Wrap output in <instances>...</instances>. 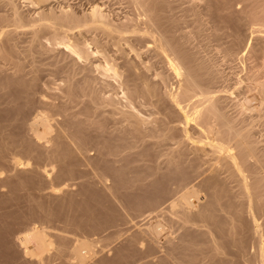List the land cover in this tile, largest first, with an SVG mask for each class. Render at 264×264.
Returning a JSON list of instances; mask_svg holds the SVG:
<instances>
[{"label":"bare ground","instance_id":"obj_1","mask_svg":"<svg viewBox=\"0 0 264 264\" xmlns=\"http://www.w3.org/2000/svg\"><path fill=\"white\" fill-rule=\"evenodd\" d=\"M128 1L132 11L124 21L108 19L97 3L90 6L89 19L135 52L152 44L168 71L161 72L160 84L174 85L161 99L143 72L134 73L136 63L125 62L133 71L129 80L105 55L94 69L82 68L79 62L94 51L80 31L69 33L87 21L68 12L70 6L56 13L45 5L49 0H29L39 11L0 0L10 9L0 20V218L6 216L0 221V264H264V220H259L264 167H257L264 162V146L251 135L252 122L264 109L229 116L213 98L214 69L192 52L198 26L184 31L181 25L183 14L195 8L177 17L170 1ZM23 53L47 55L65 67L27 69ZM80 72L82 80L75 79ZM111 80L121 96L107 90L114 88ZM146 96L157 98L152 106L164 99L171 109L162 115L156 104L151 110L160 116L144 115V106L142 112L137 106ZM81 99L93 114L68 111ZM108 120L114 123L110 129ZM163 142L176 146L161 164L151 146ZM188 153L194 162L210 160L207 175L196 183L201 172L183 161ZM231 180L238 192L229 195L225 209L222 198ZM242 233L252 238V249L237 241Z\"/></svg>","mask_w":264,"mask_h":264},{"label":"rangeland","instance_id":"obj_2","mask_svg":"<svg viewBox=\"0 0 264 264\" xmlns=\"http://www.w3.org/2000/svg\"><path fill=\"white\" fill-rule=\"evenodd\" d=\"M27 1L26 0L25 1L24 0H18L16 2L15 0H13V2L19 4V6H21L20 8L23 10H26L29 8L30 10L36 9V11L37 10L39 11V8L37 6H32V5L29 6V0H27ZM165 1L166 2L170 1V3L172 2L176 5V6L174 4L170 5V6H173L171 8L169 6L170 3L168 4V6L171 9H173L175 7L176 12H174V9L172 10V12H174L175 15H177V17L181 16L184 13L185 8H188L190 6H192L193 9L195 8L194 9L195 11L193 10L194 12H190V13L188 12L189 14L187 12H185L183 14L184 16L186 15L185 17H187L186 19L183 17L182 18L184 21H186L185 24H187L188 27L184 26L185 24L183 22V24H181V25L185 30L183 28L182 29L184 31L189 30V28H191V25H193V23L196 27L198 26L196 28L197 32L195 31L194 35L192 36V39H193V37H194V39L193 40L191 39L192 52L194 53V55L196 57H198V58L200 57L201 59L203 58L205 60L207 59V61L209 60L208 62L211 63L212 70L214 69L213 71L215 72V73H212V76H213L212 81H211V87H213L212 88V96H213V98L217 97L218 102L220 101L222 106H224L223 111L226 110L225 112H227L226 113L227 115L230 114L229 116H238V111H240L241 109H243V110L248 109V111L253 110V112H255L254 110L259 109V108L264 109V106H263L264 105V100H263V98H264V95H263L264 94V55H263L264 54V38H263L264 37V22H263L264 21V0H259V1L258 0H211V1L207 0L210 3H208L205 0H174L176 2H174L172 0H165ZM165 1H163V3H165ZM93 3L94 4L97 3L100 6L102 5L101 8H102L104 14L106 15V17L107 18L109 17L110 19L114 20V22L116 21L117 23L121 22L119 20L124 21L126 19L127 15H128V17H130L129 15H131L130 13H131L132 9H130V8L132 6H131V4H129L128 0L127 1L126 0H49V4H48V2L45 3L46 6L48 5L47 7H49V5H50V7L53 10L56 9L55 10L56 13H59L58 11L61 7H64V9L65 8L67 9L70 6L69 7L70 9L68 8L67 10H68V12L70 11V13L73 11L71 13L72 15L75 14V15H77V16L74 15L75 17L79 16V18H83V17L86 18L87 21L83 22L81 24V26H77L69 32L71 34L73 32L74 33L76 32V35H77L78 32L80 31L79 37H80V34H82V36L80 38L82 40H85V42L88 43V45H90V49L93 48L92 50L94 51V54H93V56L91 55L90 60L88 59V61L83 60V62L82 61L79 62V64L82 65V68H86V67L88 68L89 67V68L94 69V67L97 64L99 65V63H101V64L104 63L103 62L104 61L103 56L105 55V56H107V58L112 59V61L117 64L118 67H116V69H118L120 72H123V74L126 78L128 77V75H130L129 79L132 78L133 71H134V73L143 72L145 74V79L149 80L150 84L151 83L155 84V85H151L152 88L158 87V89H155L156 91L159 90V91H157L158 96L160 93L164 92L165 90H168V89L170 90L171 89L170 87L174 86V85H172L173 84L172 80L166 82L167 83L166 89H164V85H162V83L160 84V79H159L160 74H162V73L168 74V71L166 70L167 68H166V65L164 64V62L162 60H160V58L154 54V51L151 50L152 44L151 43L148 44L150 50H148V49L146 50V47H141V48H139V50L137 52H135L124 41H118L116 38L117 35L115 33H111V32L109 33L105 28L102 27V25H100L98 23H94L89 19V10H90V6L93 5ZM0 4H1V6H0V15H1L0 20H1L3 14H4V16H6L7 13H10V9H9L8 5L5 6L1 2H0ZM166 5H167V3H166ZM207 7L210 11L207 9ZM201 11H202V13H201ZM32 12L33 11H30V13H32ZM227 12H229V13H227ZM4 16H3V18H4ZM193 16L194 17L198 16V17L194 18ZM182 18H181V22L183 21ZM192 19L195 22L191 21ZM239 19L241 20V22ZM252 19L254 22L252 21ZM188 21H189V23H188ZM198 22L201 23V26L203 28L200 26V23L198 24ZM63 23H66L67 25H69V23H67V22H63ZM70 24L72 25V22ZM256 24H258V25H256ZM249 25H250V28H249ZM97 27H101V28L98 29ZM200 27H201V31H199ZM27 29L29 30V28H27ZM46 32H44L43 34L46 35ZM199 32H201V33H199ZM238 33H240V34H238ZM124 36L129 37L130 40L132 38H134L133 34H126ZM233 36H235V37H233ZM147 39H150V38H147ZM132 40H134V39H132ZM236 40H238V41H236ZM258 41H259V43H258ZM148 42H150V41H148ZM99 43H101V44L99 45ZM253 43L257 44V45H254ZM28 45H29V42L27 41V42L20 43L19 47L21 50H24ZM235 47H236V49H235ZM254 49L256 52L259 49L257 54L255 52V56H254V54H252V53H254V52H252V50L254 51ZM262 49H263V51H262ZM21 59L23 60L24 64L26 65L27 69H30L31 67H34L37 65H39L42 69H45L46 71H50V70H53L56 68L65 67L64 63L55 62L51 57H47V55L41 56V55H38L37 53H32L30 55H26V53H23V54H21ZM125 62H129L130 64L133 63V66H134V63H136L138 65H136L137 67H135V69H133V71H130V70H127L128 67L125 66ZM149 66H150V68H149ZM146 67H148V69ZM126 70L129 71L128 74H127ZM95 74L97 75V71L94 72L93 75H95ZM126 74H127V76H126ZM42 76L44 77L43 80H46L48 78H52L50 75H48V78L45 75H42ZM74 76H75V79L79 80V79H81L82 74L80 72L78 74H75ZM146 76H148V77H146ZM129 79L127 78V80H129ZM81 80L79 82H81ZM105 80L109 81L110 79H105ZM85 82L87 83L86 80H85ZM111 82H113L112 87H114V88L112 89L110 87L107 90H110V91L111 90H116V91L118 90L117 96H121L120 90L117 87L118 84H116L117 82L114 80H111ZM88 83H90V82L88 81ZM88 83H87V85H88ZM83 84H84V82H83ZM81 85H82V83H81ZM87 85H84V86L87 87ZM245 90H247V91H245ZM260 90L262 91L261 94L263 93L262 95L260 94ZM110 91H108L109 93L107 92L105 95L107 96L108 94H110ZM240 92H241V94H240ZM242 93H243V95H242ZM244 94H246V95H244ZM153 97H151V99L147 96H146V98L144 97L145 98L144 104L143 103L140 104V109H139V106H137V110L141 111L142 110L141 108H143V106H144L142 111H144L145 114L144 113L143 114L146 115V113L153 112L158 108L157 110H160V112L162 110H164V111H162V115H163L164 114L163 112H165L166 109L170 108V105L168 106V104H167L168 102H165L166 100H164V99H162V103L160 102L161 100L160 101L158 100L157 103H154V101H156L157 98H159V99H161V98H160V96L157 97V95H156L157 98L155 96H153ZM148 99H150V100H148ZM152 99L154 100L153 101L154 106H152V103H149V102H151ZM239 99H241V102ZM147 100H148V102L146 103ZM237 100H239V103H237L238 102ZM74 103H76V104H72V105L69 104L68 111L77 113L80 110L79 113H77V114H79L81 117H82L83 111L85 114H87V113L93 114L90 107H89V109H87L88 108L87 103H85L84 100L81 99V101H79V102L77 101ZM156 104L161 105L160 106L161 108L158 106L156 108V106H155ZM164 104H166L167 106ZM164 106H166V107L164 108ZM261 106H263V107H261ZM40 109L41 108L39 106L37 108V110H40ZM81 109H82V111H81ZM151 109H155V110L152 111ZM101 112L102 111L100 110V112L97 111L96 113L99 115V113L101 114ZM155 112H153V113H155ZM25 113L29 114L28 112H25ZM32 114L34 115L35 112ZM104 114H106L105 109H104ZM157 114L155 116H160L161 113L158 115ZM114 117H118V116L115 115ZM109 120L107 123V128L109 127L108 129L111 128L110 125H112V123H113L112 120L111 121H109ZM251 135L256 140L261 141L258 146L260 148H262V146H264V110H261L260 117L254 118V120L252 122V127H251ZM175 146H176V144H168V142H163L160 145L151 146V149H152V152L154 154L155 153L161 154V156L157 159V162H161V164H164V161L167 158L166 153L169 151L170 148H174ZM184 146L190 147L188 142H186L184 144ZM193 157H194L193 154L188 153L186 156L183 157V161H185V163H188V161H190V163L192 162V164H194V165L196 164L198 166V171L200 170L201 174L199 176H197L196 179H194L193 183H196L197 181L202 180L207 175L208 168L210 165V162H209L210 160H208L206 156H203L201 158V160H203V161L194 162V161H191L193 159ZM257 167H258V169L260 167H264V162L257 164ZM225 176H226V173L221 174V177H225ZM152 177L153 176H150V177H148V179H151ZM235 182L236 181H232V180L229 181V183L227 185V186H229V189H228V187L225 188V190L228 189V190L224 191L225 197L222 198V202L224 201L226 203L225 204L223 202L225 209H227V206H228L226 200L230 197L234 198L233 195H235L238 192V185ZM226 194L228 195V197H226ZM229 195H230V197H229ZM2 203L4 204V202H2ZM2 203L0 202V205H2ZM260 211L262 213H264V210H260ZM18 212L19 211H17L15 214L18 215ZM2 214H4V213H2ZM8 218H9V216L7 217V220H8ZM1 220H6L5 214H4V216H2L0 218V221ZM259 220L262 222L264 220V215ZM0 227H1L0 228V230H1L2 226L0 225ZM223 230H225V228ZM238 230H240V229L237 227V232L240 233V231H238ZM249 238H251V237L250 236H248V237L243 236V233L236 237L237 241L241 240V242H244L243 244L245 245L246 248L252 249L251 248L252 238L251 239H249ZM263 238H264V236H263ZM245 241H246V243H245ZM229 251L230 252L235 251V248L232 247L229 249ZM231 259L236 260L237 258L232 257ZM52 263H54V262H52Z\"/></svg>","mask_w":264,"mask_h":264}]
</instances>
